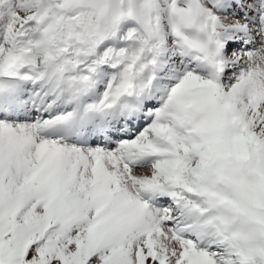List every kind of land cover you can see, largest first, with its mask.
Listing matches in <instances>:
<instances>
[{"label": "snow or ice", "instance_id": "snow-or-ice-1", "mask_svg": "<svg viewBox=\"0 0 264 264\" xmlns=\"http://www.w3.org/2000/svg\"><path fill=\"white\" fill-rule=\"evenodd\" d=\"M0 264H264V0H0Z\"/></svg>", "mask_w": 264, "mask_h": 264}]
</instances>
